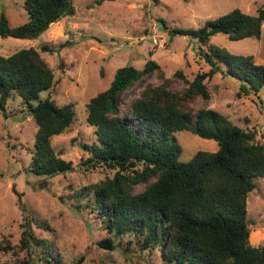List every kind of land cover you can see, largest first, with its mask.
Returning <instances> with one entry per match:
<instances>
[{
	"label": "trees",
	"instance_id": "trees-1",
	"mask_svg": "<svg viewBox=\"0 0 264 264\" xmlns=\"http://www.w3.org/2000/svg\"><path fill=\"white\" fill-rule=\"evenodd\" d=\"M105 1L115 0L94 4ZM23 8L26 22L14 27L0 13V37L34 40L75 14L72 0H26ZM263 24L264 8L256 15L234 9L200 28L173 30L172 34L196 40L208 72L191 81L181 71L165 78L160 65L150 59L141 69L118 68L109 86L89 99L86 122L93 127L95 140L83 145L80 165L104 168L113 175L76 191L73 198L80 202L76 210L90 209L105 228L108 237L98 242L101 248L115 251L126 239L127 246L157 253L162 264H264V246L250 244L247 220L254 180L264 179V142L217 111L191 107L197 99H211L207 81L217 73L239 83L238 97L260 98L264 65L256 64L252 56L212 45L210 39L222 34L230 41L259 40ZM152 73L162 82L147 84L120 114V94ZM53 84V71L37 50L0 55V111L5 113L7 101L16 97L26 106L36 124L26 171L45 179L73 170L63 152L54 149L52 138L75 122L74 106L39 100ZM182 131L214 141L217 150L199 151L188 162H179L181 149L173 134ZM21 208L26 211L25 205ZM29 221L32 218L25 215L20 240V249L29 256L18 264H32L35 259L61 264L53 241L34 237Z\"/></svg>",
	"mask_w": 264,
	"mask_h": 264
},
{
	"label": "rangeland",
	"instance_id": "rangeland-1",
	"mask_svg": "<svg viewBox=\"0 0 264 264\" xmlns=\"http://www.w3.org/2000/svg\"><path fill=\"white\" fill-rule=\"evenodd\" d=\"M26 0H0L10 26L26 22ZM75 14L52 24L34 40L0 37V55L9 56L21 49L37 50L53 71L54 84L39 95L56 105L72 103L75 122L65 133L52 138L56 151L71 161V172L45 179L26 171L34 149L36 124L20 98L7 101L0 111V264H18L29 255L20 249L25 215L34 237L53 241L61 264H162L158 254L141 252L126 239L115 251L101 248L98 242L108 234L90 209H77L76 191L113 173L104 168L80 165L84 144L95 140L93 127L86 122V104L104 91L115 71L126 65L143 68L147 60L156 61L165 76L181 71L191 81L210 67L198 56L199 44L192 37L172 34L177 29H197L234 9L256 15L264 0H115L95 5L94 0H72ZM210 44L231 54L252 56L264 65V24L259 40L230 41L217 34ZM44 47L45 50L43 49ZM203 48V47H202ZM206 49V48H203ZM156 73L146 75L119 96L120 114L137 98L147 84H159ZM211 99H197L192 108H209L226 116L233 124L256 134L264 142V87L259 97H238L239 83L215 74L207 81ZM183 86L179 82L177 87ZM36 104V102H33ZM181 151L179 162H188L201 152H215L217 144L190 132L173 134ZM247 198L250 244L264 246V179L254 180ZM143 185L138 186L142 190ZM25 205V210L21 208ZM32 264H43L35 259Z\"/></svg>",
	"mask_w": 264,
	"mask_h": 264
}]
</instances>
